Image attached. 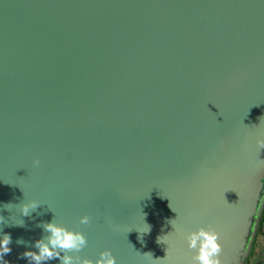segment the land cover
Instances as JSON below:
<instances>
[{
	"label": "water",
	"instance_id": "obj_1",
	"mask_svg": "<svg viewBox=\"0 0 264 264\" xmlns=\"http://www.w3.org/2000/svg\"><path fill=\"white\" fill-rule=\"evenodd\" d=\"M262 117L264 0H0L4 260L28 264L54 218L93 264H189L185 236L208 225L244 264Z\"/></svg>",
	"mask_w": 264,
	"mask_h": 264
},
{
	"label": "clouds",
	"instance_id": "obj_2",
	"mask_svg": "<svg viewBox=\"0 0 264 264\" xmlns=\"http://www.w3.org/2000/svg\"><path fill=\"white\" fill-rule=\"evenodd\" d=\"M256 144L258 153L264 150V139H258ZM38 165L39 161H34V166ZM38 206L39 204L34 201L24 204L21 207V214L29 216L31 211H34ZM0 223H4L3 217H0ZM79 223L82 225L89 224V216L81 217ZM38 226L46 233L33 245L38 251H24L20 254L19 259H26L28 264H46V262L54 260H58L60 264H93L92 260L78 255L87 246V238L83 233L58 225L54 218L51 222H42ZM147 231H149V227ZM185 240L188 250L194 253L189 264H223L221 259L223 246L220 243V233L212 225H208L207 229L201 227L197 231L188 233ZM11 243L12 238L9 234H5L0 239V264H8L4 257L11 253L12 249L9 247ZM24 243L25 241L22 239L17 240V244ZM95 264H116V259L110 251L106 250L99 254Z\"/></svg>",
	"mask_w": 264,
	"mask_h": 264
},
{
	"label": "trees",
	"instance_id": "obj_3",
	"mask_svg": "<svg viewBox=\"0 0 264 264\" xmlns=\"http://www.w3.org/2000/svg\"><path fill=\"white\" fill-rule=\"evenodd\" d=\"M263 239H264V206L262 209L261 218H260L258 226H257L256 234L254 236V239H253V242L251 245V250H250L249 255L246 258L244 264H248L250 262V259L252 258V256L256 252H258V247H259L260 241Z\"/></svg>",
	"mask_w": 264,
	"mask_h": 264
},
{
	"label": "crops",
	"instance_id": "obj_4",
	"mask_svg": "<svg viewBox=\"0 0 264 264\" xmlns=\"http://www.w3.org/2000/svg\"><path fill=\"white\" fill-rule=\"evenodd\" d=\"M248 264H264V239L260 241L258 252H256Z\"/></svg>",
	"mask_w": 264,
	"mask_h": 264
}]
</instances>
